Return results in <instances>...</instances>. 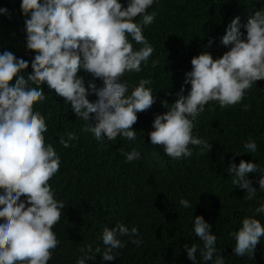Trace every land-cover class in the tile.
Segmentation results:
<instances>
[{
  "label": "clouds",
  "instance_id": "obj_1",
  "mask_svg": "<svg viewBox=\"0 0 264 264\" xmlns=\"http://www.w3.org/2000/svg\"><path fill=\"white\" fill-rule=\"evenodd\" d=\"M125 3L126 6L120 0H20L25 48L34 55L31 71L25 72L28 60L8 50L0 51V264H47L52 256L50 250L59 243L51 229L65 206L54 198L48 180L58 171L60 156L51 144L44 143L45 118L33 110L34 101L45 100L39 85L45 83L62 97L76 116L88 122L84 130L103 145H110L118 135L134 141L136 131L131 125L136 124L137 113L148 109L156 99L151 88L145 87L152 83L150 78L139 79L130 92L128 81L133 73L141 71V63L147 64L153 52L142 28L153 22L159 2ZM0 14L11 18L6 7H0ZM137 16L140 23L134 22ZM240 27L238 16L231 19L220 38L228 50L215 59L208 51L193 56L191 70L185 72L177 93L179 98L172 104L161 101L167 111L154 115L148 143L160 145L172 158L167 161L178 163L173 159L182 156H189V161V145L209 149V143L193 128L192 120L207 102L216 101L221 108L241 106L240 113L254 109L256 98H248L249 94L257 87L264 90V8L255 10L247 19L244 32ZM129 37L142 46L134 50ZM78 70L91 74L93 79L87 82V88ZM95 78L102 81V87L95 86ZM184 85H190L186 93ZM93 93L96 99L90 102L86 97ZM65 135L67 139L61 136L59 142L67 148L77 137L68 131ZM256 151V141L248 139L243 151L233 153ZM122 155L125 162L140 157L134 148ZM227 172L232 175L231 183L245 190L247 200H253L257 189L264 190V169L251 160L230 162ZM254 172L260 174L258 187H253L247 176ZM141 184L142 179L138 187L144 188ZM22 194L24 198L20 199ZM163 196L161 189L152 194L147 189L134 202L128 194L121 196L119 204L97 220L101 229L94 230L103 249L86 245L82 249L85 255L77 258L76 264L94 261L96 253L101 256L96 259L103 264L118 257L115 249L149 250L161 244L165 224L159 219L167 210ZM179 204L193 208L183 197ZM123 205L129 207L126 213L122 212ZM255 212L264 214V202ZM211 229L202 215L193 216L191 230L203 244L201 261L224 264ZM229 236L235 241V256H252L264 236V226L252 216L244 217ZM183 247L187 258L197 264V245L185 243Z\"/></svg>",
  "mask_w": 264,
  "mask_h": 264
},
{
  "label": "trees",
  "instance_id": "obj_2",
  "mask_svg": "<svg viewBox=\"0 0 264 264\" xmlns=\"http://www.w3.org/2000/svg\"><path fill=\"white\" fill-rule=\"evenodd\" d=\"M120 2L126 6L125 0ZM154 2L159 4L154 8L153 22L142 28L153 52L147 64L141 63V71L133 73L128 86L130 92L139 79L150 78L152 83L145 87L151 88L156 99L148 109L137 113L136 124L131 125L136 131L134 141L118 135L110 145L96 143L92 133L84 130L88 122L84 123L76 116L70 105L45 83L39 85L45 100L34 101L33 110L45 118L44 143L51 144L60 156L59 169L48 184L54 198L65 206L60 209V219L51 229L59 243L50 250L52 256L47 264H76L77 258L85 255L82 249L86 245L103 249L104 245L95 232L101 229L98 218L118 205L124 194L134 202L147 189L150 194L160 189L164 194L167 210L159 219L165 224L163 242L149 250L115 249L118 257L103 264H192L184 251L185 243L197 245V264H212L211 261H201L203 244L191 230L195 215H202L212 225L211 231L216 236V247L224 264H264V236L260 237L252 256L245 253L239 257L232 253L235 241L229 236L230 231L239 228L244 217L252 216L264 226V214L255 212L256 207L264 202V190L257 189L253 200H247L245 190L235 187L231 183L232 175L227 172L230 162L238 164L241 159L245 162L251 160L264 169V90L257 87L249 94L248 98H256L250 112L244 110L240 113L241 106L233 107L234 104L221 108L216 101L207 102L192 120L193 128L210 147L201 150L199 145H189L192 149L189 161V156H182L173 159L178 163H171L167 158H172L160 145L148 143L154 115L167 111L161 101L172 104L179 98L177 93L184 82V74L192 67L191 58L203 51L210 52L214 59L223 55L228 48L220 43V38L227 24L238 16L240 31L244 32L243 24L255 10L264 8V0ZM19 4L20 0H0V7H6L11 17L0 14V51L8 50L16 57L28 60L29 65L24 71L29 72L34 52L25 48L24 17ZM134 22L140 23V17L134 18ZM129 39L134 50L142 46ZM209 39L212 40L210 44ZM77 75L84 77L86 88L87 82L93 79L83 70H78ZM93 82L96 87L103 86L99 78ZM189 87L184 85L185 93ZM86 98L91 102L96 96L93 93ZM92 124L94 126L95 121ZM66 131L77 137L67 148L59 142L61 136L67 139ZM248 139L256 141L257 151L235 155L233 152L243 151V143ZM133 148L140 157L125 162L122 153ZM259 175L258 172L247 174L253 187H258ZM141 179L147 189L138 187ZM181 197L193 208L182 207L179 204ZM23 198L22 194L20 199ZM122 207L123 213L129 209L126 205ZM95 256L101 259L99 253ZM96 258L88 260L87 264H101Z\"/></svg>",
  "mask_w": 264,
  "mask_h": 264
}]
</instances>
